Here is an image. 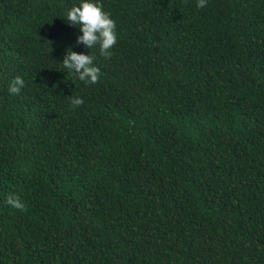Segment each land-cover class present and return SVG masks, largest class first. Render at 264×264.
<instances>
[{
  "label": "trees",
  "instance_id": "16d2710c",
  "mask_svg": "<svg viewBox=\"0 0 264 264\" xmlns=\"http://www.w3.org/2000/svg\"><path fill=\"white\" fill-rule=\"evenodd\" d=\"M75 2L0 0V264H264V0H101L95 84Z\"/></svg>",
  "mask_w": 264,
  "mask_h": 264
},
{
  "label": "clouds",
  "instance_id": "9594fccd",
  "mask_svg": "<svg viewBox=\"0 0 264 264\" xmlns=\"http://www.w3.org/2000/svg\"><path fill=\"white\" fill-rule=\"evenodd\" d=\"M208 0H196L197 8H204ZM65 22L79 29L76 44L88 49V52H77L71 46L65 49V55L60 61L62 69L85 84H95L101 78V70L94 63L96 57L89 53L95 49L105 58L113 54V47L117 43L118 33L115 19L110 12L104 10L101 0H76L66 10L63 17ZM62 71V72H64ZM25 79L16 75L8 84V93L15 96L25 87ZM73 108L82 105L81 96H69ZM6 202L11 207L23 211L26 207L19 195L12 193L6 197Z\"/></svg>",
  "mask_w": 264,
  "mask_h": 264
}]
</instances>
